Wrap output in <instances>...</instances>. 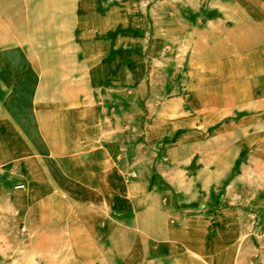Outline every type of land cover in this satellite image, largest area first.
Listing matches in <instances>:
<instances>
[{
	"label": "crops",
	"instance_id": "0c3cea01",
	"mask_svg": "<svg viewBox=\"0 0 264 264\" xmlns=\"http://www.w3.org/2000/svg\"><path fill=\"white\" fill-rule=\"evenodd\" d=\"M118 1L0 0V233L24 223L54 262L236 264L249 217L204 208L220 179L214 149L196 146L185 179L155 164L160 188L147 172L157 140L214 139L222 122L264 116V0ZM168 85L189 107L182 120L166 111ZM256 138L243 175L264 179V128ZM172 189L200 209L182 213Z\"/></svg>",
	"mask_w": 264,
	"mask_h": 264
},
{
	"label": "rangeland",
	"instance_id": "374dc122",
	"mask_svg": "<svg viewBox=\"0 0 264 264\" xmlns=\"http://www.w3.org/2000/svg\"><path fill=\"white\" fill-rule=\"evenodd\" d=\"M156 1L163 2V0ZM114 2L119 1L114 0ZM48 38V35L44 36V40L49 41ZM45 45L50 48L48 42ZM167 45L169 44H158L157 47V51L160 53L157 55L158 63L156 67L161 69L162 66L159 67L158 64L165 58ZM125 52L129 51L126 50ZM172 74L167 75L166 79L172 81L173 84L176 82L177 87H179L180 82L183 83L185 77L180 74ZM163 78L165 77L157 75V86L159 89L163 87V81H159L163 80ZM132 87L133 84L125 85L123 93L125 101L130 100L132 97ZM168 87L170 89L166 92V97H169L168 100L170 99V102L168 103L166 111L173 116L174 121L182 120L184 114L189 111V107L186 106V103L178 105L171 102V99L176 97L175 95L178 93V90L173 89L175 86L172 87V85H168ZM261 118L264 119V116H258L249 128L236 127L235 129H228L226 122H222L213 128H219L220 130L219 136L214 139L203 138L197 140L195 137L188 139L169 137L163 140H157L152 147L153 152L156 154L154 156V164L151 171L147 172L150 178L160 188L165 183L158 174L155 164L179 166L173 172L176 175L175 179H185L186 175H181L185 164L189 172L194 173L195 171L197 161L195 156H193V152L196 146L214 149L216 152L214 158H216L215 162L217 169H219L220 179L219 184L211 188V192L205 193L204 197L207 199L210 200V198H213L212 203H206L204 208L207 207V211L219 208L243 210L249 217L244 221L242 219L245 223L243 225L244 239L241 244L236 246L234 251L236 264H264V239H261V233L264 231V179L258 171L253 170V167L248 168L249 170L243 175V165L247 161V151L243 147L246 142H251L252 145L258 143L259 140L256 138V135L264 128V120H260ZM138 141H142V139ZM128 144L131 145V143L127 142ZM205 157L210 159L211 155ZM132 161H134V158L131 155L130 162ZM133 174L131 172V178L135 177L132 176ZM235 178L236 180H240V183L237 182L236 185L226 187ZM172 198L173 206L180 208L183 211L182 213L193 214L200 209L197 207L198 203H186L182 193L174 189H172ZM5 223L13 229L12 233L9 232L11 229H8V232L1 231L0 233V264H53L54 261L51 258L42 259V253L40 251L42 244L36 242L34 234H27V230L23 229L24 223L18 224L9 219L5 220ZM262 236L264 237L263 234ZM62 253L64 254L65 252ZM55 255L56 260L54 264H72L68 258L58 260L57 255H59V252H56Z\"/></svg>",
	"mask_w": 264,
	"mask_h": 264
},
{
	"label": "built area",
	"instance_id": "2783aa9c",
	"mask_svg": "<svg viewBox=\"0 0 264 264\" xmlns=\"http://www.w3.org/2000/svg\"><path fill=\"white\" fill-rule=\"evenodd\" d=\"M133 176H135V175L133 174Z\"/></svg>",
	"mask_w": 264,
	"mask_h": 264
}]
</instances>
